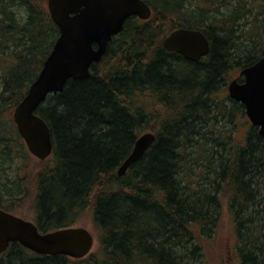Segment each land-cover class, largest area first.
Instances as JSON below:
<instances>
[{
  "label": "trees",
  "instance_id": "16d2710c",
  "mask_svg": "<svg viewBox=\"0 0 264 264\" xmlns=\"http://www.w3.org/2000/svg\"><path fill=\"white\" fill-rule=\"evenodd\" d=\"M143 1L152 18H130L90 77L68 81L62 93L50 96L38 110L53 142L51 157L40 161L30 155L11 118L39 76L59 29L46 0H0L5 72L0 208L33 222L41 233L89 220L98 239L96 251L82 260L40 256L11 244L0 264H183L176 250L194 241L198 251L201 234L215 233L210 208L220 200L184 194L182 161L196 144L200 124H207L214 110L226 115V100L232 102L231 120L237 112L246 117L245 107L220 97L221 90L236 67H251L264 57V34L255 36V45L240 56L239 22L250 12L245 0L221 18L211 13L234 0H195L192 12L186 11L189 0ZM16 8L26 10L24 23L16 19ZM177 29L201 31L210 43L208 56L194 63L166 51L164 40ZM145 133H153L155 143L119 177L118 169ZM263 161L264 138L251 126L243 143L215 170L216 192L228 200L235 220L250 207L262 206L258 183ZM242 228L238 224L240 238ZM260 254L264 258L263 248L257 255L240 254L239 262L264 264Z\"/></svg>",
  "mask_w": 264,
  "mask_h": 264
},
{
  "label": "water",
  "instance_id": "95a60500",
  "mask_svg": "<svg viewBox=\"0 0 264 264\" xmlns=\"http://www.w3.org/2000/svg\"><path fill=\"white\" fill-rule=\"evenodd\" d=\"M46 5L59 36L39 76L12 113L28 152L40 161L51 157L53 142L50 128L37 115L38 110L50 96L62 93L68 81L89 78L93 65L102 62L130 18L146 22L153 16L143 0H46ZM163 45L166 51L194 63L210 52V43L199 30L177 29L165 38ZM239 79L228 84V95L245 107L249 122L264 138V57L242 69ZM155 141L153 133L141 135L118 169V176H124L140 161ZM15 243L36 255L82 260L92 253L95 237L83 227L41 233L33 222L0 209V256Z\"/></svg>",
  "mask_w": 264,
  "mask_h": 264
},
{
  "label": "rangeland",
  "instance_id": "374dc122",
  "mask_svg": "<svg viewBox=\"0 0 264 264\" xmlns=\"http://www.w3.org/2000/svg\"><path fill=\"white\" fill-rule=\"evenodd\" d=\"M220 1V0H219ZM238 0H234L231 5L222 7L220 12L211 13L215 18L227 16L236 6ZM250 9L249 14L239 22V34L242 36L237 42L241 46L240 56L246 55L245 47H253L256 37L264 34V0H245ZM195 0H189L186 11L192 12L197 8ZM197 10V9H196ZM16 19L24 23L26 19V10L23 8L15 9ZM2 60V56L0 55ZM0 93L4 75V65L0 62ZM241 70L236 67L232 71L231 79L221 90L220 97H228V84L234 79H238ZM226 115L221 116L217 110H214L207 124H200V135L194 140L196 144L188 149L184 157L183 169L179 174L181 188L185 195L194 199L203 197L217 196L219 203L210 208L213 220H216L217 227L215 233L201 234L198 241V251L191 244L182 246L181 250H176L178 255L183 256V264H241L239 262L240 254L253 253L257 255L263 248L264 252V161L261 162L260 172L262 180L258 183V194L262 206L258 208H249L247 213L235 220L231 205L226 198H222V192H216L215 170L220 165V161L228 159L234 147L243 143L244 138L252 126L247 117L237 112V116L231 120L229 115L233 110L232 102L226 100ZM245 112V110H244ZM12 119V118H11ZM13 122V120H11ZM232 137V141L228 138ZM220 193V194H219ZM217 207V208H216ZM15 215H17L15 213ZM19 216V215H17ZM21 217V216H20ZM252 221H251V220ZM27 220V219H26ZM238 224H241V238L238 237ZM74 227H83L88 229L95 237V247H98L97 234L88 220L87 223L79 224ZM247 243V244H246ZM195 247V246H194ZM186 248V249H183ZM246 253V254H245ZM261 255V254H260ZM260 260L264 259L258 256ZM4 257L0 256V262Z\"/></svg>",
  "mask_w": 264,
  "mask_h": 264
}]
</instances>
